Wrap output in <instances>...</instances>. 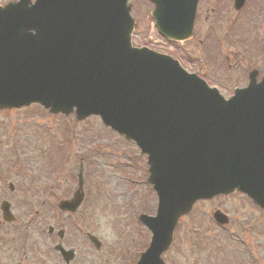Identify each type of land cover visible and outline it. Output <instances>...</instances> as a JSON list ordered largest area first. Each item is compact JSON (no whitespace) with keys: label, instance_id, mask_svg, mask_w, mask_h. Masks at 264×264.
Masks as SVG:
<instances>
[{"label":"water","instance_id":"water-1","mask_svg":"<svg viewBox=\"0 0 264 264\" xmlns=\"http://www.w3.org/2000/svg\"><path fill=\"white\" fill-rule=\"evenodd\" d=\"M150 1L165 38L191 37L197 0ZM127 2L20 0L0 8V109L39 103L66 116L76 109L79 121L97 115L148 154L159 208L155 218L141 217L153 239L139 264H164L179 219L197 201L241 191L264 209V79L251 78L226 100L171 57L133 48ZM82 197L80 190L61 207L75 211ZM2 210L10 221L9 205ZM214 218L228 223L220 212Z\"/></svg>","mask_w":264,"mask_h":264},{"label":"rangeland","instance_id":"rangeland-1","mask_svg":"<svg viewBox=\"0 0 264 264\" xmlns=\"http://www.w3.org/2000/svg\"><path fill=\"white\" fill-rule=\"evenodd\" d=\"M129 2L138 23L134 41L142 44L149 38L152 44L170 53V45L160 42L150 16L152 7L147 0ZM244 14L251 16L247 23L243 20L245 29L242 33L248 35L249 40L252 38L255 49L244 51V47L232 41L234 39L230 41L231 36L225 34L228 15L224 13L220 35L224 50L219 55V67H210V73L215 77L205 76L225 98L231 97L234 88L245 82L235 71H229L227 56L232 61L240 57L243 63L249 62L257 52L256 57L264 55V46L258 45L259 36L264 42V0H250L241 18ZM239 25L240 20L235 28ZM197 42L196 39L193 46L179 44L173 48L193 65L199 60L189 56L208 59V54L204 56L196 49ZM249 43L253 46L252 41ZM208 63L207 67L210 66ZM146 167V159L141 160L138 149L105 127L98 117L92 116L83 122H77L73 117L55 118L38 105L0 113V179L8 177L17 187L14 198L35 199V203L29 202L33 205L26 206L14 201V213L19 214L22 221L27 218V210L37 208L39 198L51 197L54 193L65 198L73 193L83 171L88 193L86 208H90L87 210L89 224L85 228L100 237L104 249L108 246L117 255L134 256L151 243V234L139 217L153 216L157 210L156 193L148 183ZM21 189L24 192H20ZM216 210H221L230 219L224 229L213 220ZM45 213L52 215L49 209ZM46 220L48 224L52 221ZM37 223L38 226L35 223L30 228L41 229L42 221ZM176 232L173 249L164 255L166 264H264V211L239 193L198 203L191 216L180 220ZM128 264H132L131 261Z\"/></svg>","mask_w":264,"mask_h":264},{"label":"flooded vegetation","instance_id":"flooded-vegetation-1","mask_svg":"<svg viewBox=\"0 0 264 264\" xmlns=\"http://www.w3.org/2000/svg\"><path fill=\"white\" fill-rule=\"evenodd\" d=\"M14 1L16 0H0V5L4 6ZM234 2L235 0L198 1L193 38L183 43V45H192L197 39L196 49H199L204 56L208 54L206 60L200 59V57L197 59L193 56V60H199L198 63L194 62L193 65L187 60L192 69L201 76H216L214 73H210V67L214 69L219 67V55L224 50L220 38L224 24V13L228 15L226 24L229 31L226 34H232L236 37V39H230V41L232 40L240 47L243 45L250 49L249 39L242 33V30L245 29V27H242L245 23L242 24V22L244 19L247 20L245 14L241 18L245 7L240 11H236ZM239 20L240 25L234 28L233 24L236 26ZM241 35L243 36L241 37ZM259 37L261 38V36ZM258 43L261 47L264 46L262 38ZM256 56L251 58L249 62L242 63L240 57H237L229 63V68L239 74V78L245 81L234 89L246 87L252 71L258 81L264 76V55H261V57ZM207 62L210 65L208 67ZM8 180L9 178L4 176L0 179V205L4 202H9L11 205L14 201L21 202V198H14L15 190ZM71 196L72 194L63 198V195L54 193L51 197L38 199L37 202H41L40 211L33 215L31 210H27V213H25L27 218L23 221L19 214L14 213L13 221L6 222L3 220L0 211V264H96L98 261V264H128L130 261L132 264H136L139 261L144 250L135 253L134 256H122L115 254L112 247L105 246L104 249L103 242L97 247L91 239L94 232L85 228L89 224L88 219L90 216L87 217V210H90V208H86L87 197L76 213H67L60 210V202L69 200ZM31 201L35 202V199H23L22 205L26 206ZM47 209L50 210L52 215L45 213ZM24 210L26 211L25 208ZM47 218L52 220L49 224L46 222ZM38 220L42 221V224L39 225L41 229L35 226L36 229L32 230L30 227H33L35 223L38 226ZM46 223L48 224V230L45 227ZM91 227H94L93 222ZM169 264H172V262H169Z\"/></svg>","mask_w":264,"mask_h":264}]
</instances>
